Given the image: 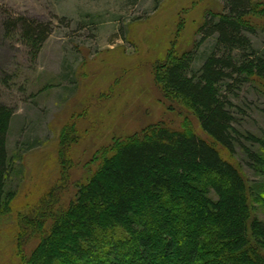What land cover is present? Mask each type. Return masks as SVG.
<instances>
[{"label": "trees", "instance_id": "16d2710c", "mask_svg": "<svg viewBox=\"0 0 264 264\" xmlns=\"http://www.w3.org/2000/svg\"><path fill=\"white\" fill-rule=\"evenodd\" d=\"M260 1L262 8L253 0H226L225 12L203 18L200 41L212 38L214 45L197 71L190 73L193 49L158 65L164 89L192 109L200 133L158 122L116 139L97 151L74 182L73 197L62 201L65 171L62 183L18 215L21 264H264V220L252 206L264 184L250 188L239 165L221 152L232 155L239 144L264 176V136L233 126V104L223 90L245 81L264 88V54L245 34L254 31V15L264 13ZM15 26L35 52L49 33V24L27 17L5 21V29ZM12 116L0 103V215L16 198L7 188ZM76 140L70 128L61 149Z\"/></svg>", "mask_w": 264, "mask_h": 264}, {"label": "rangeland", "instance_id": "374dc122", "mask_svg": "<svg viewBox=\"0 0 264 264\" xmlns=\"http://www.w3.org/2000/svg\"><path fill=\"white\" fill-rule=\"evenodd\" d=\"M225 1L0 0V103L13 110L7 188L16 195L0 215V264H21L18 215L62 183L65 171L62 201L73 197L74 182L97 151L116 139L158 122L200 133L192 109L164 89L158 65L168 55L193 49L190 73L197 71L214 45L212 38L200 41L198 28L210 13L225 12ZM20 16L49 24L37 52L18 26L5 29L7 19ZM251 20L254 31L245 34L264 54V13ZM223 90L233 104V126L263 137L264 88L245 81ZM70 128L77 140L61 149L60 137ZM239 142L259 149L243 138ZM221 152L239 165L250 188H261L264 176L248 164L239 144L232 155ZM60 157L68 165H61ZM259 198L252 202L253 213L264 220V194Z\"/></svg>", "mask_w": 264, "mask_h": 264}]
</instances>
